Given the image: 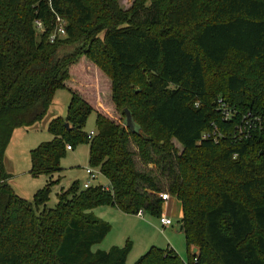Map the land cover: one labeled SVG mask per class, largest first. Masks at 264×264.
<instances>
[{"label": "trees", "instance_id": "1", "mask_svg": "<svg viewBox=\"0 0 264 264\" xmlns=\"http://www.w3.org/2000/svg\"><path fill=\"white\" fill-rule=\"evenodd\" d=\"M166 1L0 0V264H128L130 243L92 251L110 230L92 209L159 217L162 193L180 202L187 262L152 246L133 264H264V0ZM55 14L66 36L50 42ZM61 88L66 114L30 151V174L50 179L28 201L8 183L5 150ZM124 108L137 132L123 125ZM247 113L259 122L235 137ZM213 126L218 140L203 139ZM81 143L108 189L75 180L46 207L66 146Z\"/></svg>", "mask_w": 264, "mask_h": 264}, {"label": "rangeland", "instance_id": "2", "mask_svg": "<svg viewBox=\"0 0 264 264\" xmlns=\"http://www.w3.org/2000/svg\"><path fill=\"white\" fill-rule=\"evenodd\" d=\"M132 2L133 0H119V4L125 9L129 8ZM164 3L167 4V1L164 0ZM80 64L84 66V62ZM80 64L78 63L71 70L72 76L68 79V83H71V85L75 79L78 82L81 78ZM69 99L70 94L65 88L57 89L47 112L41 120L31 126L21 127L23 129L16 134V130L14 131L5 150L4 167L6 172L11 175L8 183L19 197L32 201L34 193L49 181V176H32L30 174V151L41 143L52 139V134L48 131V124L56 117L65 116ZM114 116L116 121H122L120 113L115 110ZM85 131L88 133L95 132L94 113L89 115ZM88 152V143L78 144L73 146L72 150L65 151L60 161L62 170L51 177V180L55 182L51 186L46 207L53 208L57 203L56 194L62 189H68L73 181L78 180L80 185L86 181L85 169L91 168L88 164ZM107 184V179L98 172L96 179L91 181L92 186H106ZM92 212L110 225L108 233L99 243L92 246V251L98 249L108 250L111 246L124 247L127 243H130L131 248L127 256L128 264H133L152 246L173 249L184 262H187L189 251L184 234L179 231L180 218L177 217L179 211L177 204L173 205V200L168 207L163 205L162 212L168 214L172 220V224L165 227L160 225L158 216L150 215L147 212H143L142 216L139 217L136 214L125 213L111 205L95 207Z\"/></svg>", "mask_w": 264, "mask_h": 264}, {"label": "built area", "instance_id": "3", "mask_svg": "<svg viewBox=\"0 0 264 264\" xmlns=\"http://www.w3.org/2000/svg\"><path fill=\"white\" fill-rule=\"evenodd\" d=\"M65 25H66L65 20L61 16L55 14L54 26L48 36V39L50 42H54L57 39H61V37L66 36ZM35 27L38 32L45 30V28L43 27V24L38 20L35 21ZM217 102L219 106L218 108L220 109L221 114L225 120L231 119L235 115L236 111H234V109L230 108L226 103H224L222 99H218ZM259 119H260L259 116H253V115L250 116V114L248 113L241 115L238 122L234 125L233 135L239 138L246 137L249 134L251 127H253L254 121L259 122ZM259 124L264 125V118L262 119V122H259ZM93 134H94L93 132H90L88 134V137H91ZM219 136L220 134H217V128L213 126L212 130L203 133L202 138L205 140L208 139V140H213L216 142ZM66 149L69 151L72 150L70 145H67ZM97 172L98 171L93 169L92 167L85 169L87 179L81 184L83 188H88L92 186L91 181L96 179ZM101 186H103V188L105 189H108V184L106 186L104 185H101ZM160 197L163 201H166L169 198V196L165 193L160 194ZM142 214H143V211L141 209L138 210V212L136 213V215L139 217H141ZM158 220H159L160 225L163 227L172 224L171 218L165 214H161L158 217Z\"/></svg>", "mask_w": 264, "mask_h": 264}, {"label": "water", "instance_id": "4", "mask_svg": "<svg viewBox=\"0 0 264 264\" xmlns=\"http://www.w3.org/2000/svg\"><path fill=\"white\" fill-rule=\"evenodd\" d=\"M124 119H123V125L127 128H129L131 131L133 132H137L138 131V126L135 124L133 117L131 115V112L129 111V109L124 108ZM65 126L68 127V124L65 123ZM179 231H182V225L179 224ZM196 248L193 249V253L196 252Z\"/></svg>", "mask_w": 264, "mask_h": 264}, {"label": "crops", "instance_id": "5", "mask_svg": "<svg viewBox=\"0 0 264 264\" xmlns=\"http://www.w3.org/2000/svg\"><path fill=\"white\" fill-rule=\"evenodd\" d=\"M23 128H21V129H16V131H15V134L19 131V130H22ZM173 200V205H176L177 204V206H178V211H179V213L177 214V217L178 218H181V216H182V211H181V205H180V202L175 198V197H173V196H170L166 201H164L163 202V205H165V207L167 206H169L170 205V202ZM163 209V208H162ZM161 214H165V213H161ZM165 215H168V214H165ZM169 216V215H168ZM170 217V216H169ZM171 218V217H170ZM193 249H194V247H191V250H192V252H193ZM196 252H197V250H196Z\"/></svg>", "mask_w": 264, "mask_h": 264}]
</instances>
